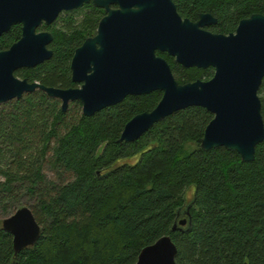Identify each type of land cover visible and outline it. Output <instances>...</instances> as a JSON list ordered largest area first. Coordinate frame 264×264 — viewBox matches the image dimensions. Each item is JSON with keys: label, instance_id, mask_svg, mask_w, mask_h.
<instances>
[{"label": "trees", "instance_id": "trees-1", "mask_svg": "<svg viewBox=\"0 0 264 264\" xmlns=\"http://www.w3.org/2000/svg\"><path fill=\"white\" fill-rule=\"evenodd\" d=\"M191 20L211 13L214 32L235 31L239 21L264 14V0H174ZM104 10L93 2L62 12L40 29L53 33L50 59L16 75L46 86H75L71 61L96 33ZM22 34L15 24L0 38L9 48ZM163 55L175 78L208 79L212 67L186 68ZM160 90L130 95L92 116L79 101L66 111L58 98L36 89L0 104V207L21 204L22 193L42 227L37 242L15 254L0 220V264H135L141 249L163 235L178 247L179 264H264V141L254 161L225 147H200L213 114L201 106L179 110L140 139L118 142L125 124L152 110ZM264 117V78L259 89ZM45 169L57 175L49 179ZM191 224L173 231L187 218ZM180 210V211H179Z\"/></svg>", "mask_w": 264, "mask_h": 264}, {"label": "water", "instance_id": "water-1", "mask_svg": "<svg viewBox=\"0 0 264 264\" xmlns=\"http://www.w3.org/2000/svg\"><path fill=\"white\" fill-rule=\"evenodd\" d=\"M90 2L105 14L96 35L85 39L71 61L72 79L82 85L60 88L17 76V70L35 67L53 55L49 48L53 33L40 27L52 24L63 11ZM216 23L211 13H200L195 21L183 18L174 0H0V38L13 25H22L21 37L9 48L1 49L0 44V104L40 89L60 99L63 111L79 101L82 113L92 116L130 95L160 90L158 104L134 115L118 142L136 141L173 113L201 106L213 118L200 147L205 151L225 147L245 162L254 161L256 147L264 141L259 96L264 78V14L241 19L229 34L205 28ZM158 51L185 67H213L214 75L180 83ZM193 205L194 201L187 205V218L180 220V226L175 223L173 231L191 224ZM2 227L12 234L16 255L34 245L42 232L28 205L4 218ZM177 253L171 235H163L141 249L135 264H179Z\"/></svg>", "mask_w": 264, "mask_h": 264}, {"label": "rangeland", "instance_id": "rangeland-1", "mask_svg": "<svg viewBox=\"0 0 264 264\" xmlns=\"http://www.w3.org/2000/svg\"><path fill=\"white\" fill-rule=\"evenodd\" d=\"M45 173L47 174L49 179H56L57 175L51 171H48L45 169ZM22 198H21V204L22 205H32L34 204V199L29 197V195H26L25 191H23L22 193ZM16 209H13V207H9L8 211H5L4 209H2L0 207V220H3L4 218L8 217L9 215H11L12 213H14Z\"/></svg>", "mask_w": 264, "mask_h": 264}, {"label": "flooded vegetation", "instance_id": "flooded-vegetation-1", "mask_svg": "<svg viewBox=\"0 0 264 264\" xmlns=\"http://www.w3.org/2000/svg\"><path fill=\"white\" fill-rule=\"evenodd\" d=\"M90 3H91V2H90ZM86 4H88V3H86ZM84 5H85V4H84ZM84 5H83V6H84ZM83 6H82V7H83ZM82 7H81V8H82ZM76 10H77V9H76ZM70 11H73V10H69V11H66V12H70ZM63 12H65V11H63ZM104 14H105V13H104ZM103 16H104V15H103ZM103 16H102V17H103ZM183 18H187V17H183ZM198 18H199V17H198ZM198 18H197V19H198ZM189 19H190V18H189ZM197 19H193V20L195 21V20H197ZM98 24H99V23H98ZM216 24H217V23H216ZM213 25H215V24H212V25L206 26L205 28H207V29L210 30V27L213 26ZM97 29H98V27H97ZM211 31H212V30H211ZM213 32H214V31H213ZM232 32H235V31H232ZM96 33H97V31H96ZM96 33L93 34V35H91V36L86 37L85 39H87V38H89V37H92V36H95ZM216 33H219V32H216ZM230 33H231V32H230ZM228 34H229V33H228ZM84 41H85V40H84ZM84 41H83V42H84ZM82 44H83V43H82ZM82 44H81V45H82ZM81 45H80V46H81ZM158 52H160V51H158ZM158 52H157V53H158ZM162 53H166V52H162ZM167 54H168V53H167ZM159 55H160V54H159ZM168 55H169V54H168ZM161 56H163V55H161ZM163 57H164V56H163ZM172 57H173V56H172ZM164 58H165V57H164ZM165 59H166V58H165ZM174 59H175V57H174ZM166 60H167V59H166ZM167 61H168V60H167ZM178 64H179V63H178ZM180 65H181V64H180ZM170 66H171V65H170ZM182 66H183V65H182ZM184 67H185V66H184ZM186 68H189V67H186ZM208 68H210V67H208ZM212 68H213V67H212ZM201 69H203V68H201ZM205 69H207V68H205ZM213 69H214V68H213ZM172 71H173V70H172ZM173 74H174V73H173ZM213 75H214V74H213ZM213 75H212V76H213ZM174 76H175V75H174ZM212 76H211V77H212ZM211 77H209L208 79H210ZM197 79H198V78H197ZM197 79H196V80H197ZM199 79H203V78H199ZM208 79H203V80H208ZM194 81H195V80H194ZM75 84H76V85L73 86V87H80V86L82 85V83H76V82H75ZM68 88H71V87H68ZM126 98H127V97H126ZM59 100H60V99H59ZM60 101H61V100H60ZM74 102H75V101H74ZM71 103H72V102H71Z\"/></svg>", "mask_w": 264, "mask_h": 264}]
</instances>
